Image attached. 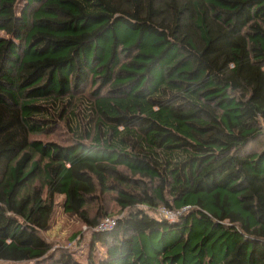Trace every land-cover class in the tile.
<instances>
[{"label":"trees","instance_id":"trees-1","mask_svg":"<svg viewBox=\"0 0 264 264\" xmlns=\"http://www.w3.org/2000/svg\"><path fill=\"white\" fill-rule=\"evenodd\" d=\"M58 204L83 261L44 235ZM23 263L264 264V0H0V264Z\"/></svg>","mask_w":264,"mask_h":264},{"label":"rangeland","instance_id":"rangeland-1","mask_svg":"<svg viewBox=\"0 0 264 264\" xmlns=\"http://www.w3.org/2000/svg\"><path fill=\"white\" fill-rule=\"evenodd\" d=\"M60 133V132H59ZM59 133L49 134L45 133L44 135H39L37 138L43 141H49L51 139H58ZM63 135V134H61ZM62 199H58V203ZM105 204L108 207L110 212L109 218H118L120 207L115 202V199L112 195L105 197ZM105 217V218H108ZM104 218V219H105ZM179 218L176 217V219ZM103 219V220H104ZM92 228L86 225L84 222L80 221L76 217L69 216L64 213L60 204L56 209L55 216L53 218L52 228L45 232L46 238L53 244L55 249L65 248L72 252V254L78 260H85L86 254L88 252V241L90 239ZM103 252V249H98ZM23 264H32V263H23Z\"/></svg>","mask_w":264,"mask_h":264},{"label":"built area","instance_id":"built-area-1","mask_svg":"<svg viewBox=\"0 0 264 264\" xmlns=\"http://www.w3.org/2000/svg\"><path fill=\"white\" fill-rule=\"evenodd\" d=\"M186 208H184L185 210ZM160 213L163 214L165 217L171 219V220H175L176 217H178V214L171 211V210H168V209H165V208H161L160 209ZM115 224V219L114 218H105L104 220L101 221V223L99 224L98 228L100 230H105V229H108L110 227H112L113 225Z\"/></svg>","mask_w":264,"mask_h":264}]
</instances>
